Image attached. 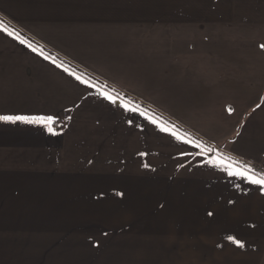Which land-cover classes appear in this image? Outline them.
<instances>
[{"label":"crops","instance_id":"0c3cea01","mask_svg":"<svg viewBox=\"0 0 264 264\" xmlns=\"http://www.w3.org/2000/svg\"><path fill=\"white\" fill-rule=\"evenodd\" d=\"M0 22L264 169V0H0ZM40 51L0 30V115L58 123L0 122V264L264 263L258 186Z\"/></svg>","mask_w":264,"mask_h":264},{"label":"snow or ice","instance_id":"6c2138e0","mask_svg":"<svg viewBox=\"0 0 264 264\" xmlns=\"http://www.w3.org/2000/svg\"><path fill=\"white\" fill-rule=\"evenodd\" d=\"M0 30L6 32L9 36H14L16 39H20L21 43L28 44L29 47H32L27 41L20 38L18 33H15L14 30H9L7 25H4L0 22ZM260 47L264 49V44H261ZM33 51H37L36 48H32ZM41 55H44L43 51H40ZM45 59H50V57L45 56ZM52 63H56L55 58H51ZM58 67H63V65H57ZM64 71L68 72L69 69L64 67ZM70 75L74 76L77 81L86 85L89 88H95L96 85L92 83L89 79L83 78L81 75L76 74L75 72H70ZM100 95L107 101L112 104H116L117 102L121 103L123 108L126 111L136 112L140 111L141 115H145L146 119H148L152 124L156 125L160 131L164 133H168L176 140L181 141L182 143L190 144L193 147L200 149L196 155L199 156H210L208 159V163L215 168H220L222 171L226 172L228 176L237 177L241 180L246 181L248 184L258 186V190L264 192V169L257 170L253 165L241 162L238 159H233L231 156H225L222 153L217 152V150L213 147L207 146L206 144L195 140L194 138L188 136L187 134H181L176 129L175 125L169 126L166 122H161L156 119L153 115H148L146 111H141L139 105H133L130 101H125L118 94H113V92L99 90ZM259 107V105H257ZM228 112L231 114L233 109L229 107ZM71 119V117H69ZM0 122L12 123L15 124L17 122L27 123V124H38L42 125L50 133L56 134L55 125L57 123V118L53 115L46 116H27V115H0ZM130 123V121H129ZM141 155H147V153H141ZM148 167V165H145ZM122 195V194H121ZM213 213L208 212V215L211 216ZM227 239L232 241L235 245L240 248H243L244 243L237 239L235 236H228Z\"/></svg>","mask_w":264,"mask_h":264},{"label":"trees","instance_id":"16d2710c","mask_svg":"<svg viewBox=\"0 0 264 264\" xmlns=\"http://www.w3.org/2000/svg\"><path fill=\"white\" fill-rule=\"evenodd\" d=\"M19 36L27 41L29 44L37 47L38 49L42 50L43 53H45L46 55H48L49 57L51 58H55V60L57 62H59L61 65L67 67L69 70L75 72L76 74L78 75H81L83 78L85 79H89L92 83H94L96 86L104 89L105 91H110V92H113V94H118L120 97H122L125 101H130L133 105H139V108L141 111H146L147 114L149 115H153L156 119H158L159 121L161 122H166L169 126L171 125H175L176 129L178 130L179 133L181 134H187L188 136L194 138L195 140H198L204 144H206L207 146H210V147H213L211 146L210 144H208V142H206L204 139L200 138L199 136H197L196 134H194L193 132H191L190 130H188L187 128H185L184 126L178 124L177 122L171 120L168 116L164 115L163 113L153 109L152 107L148 106L147 104H143L141 102H139L138 100H136L135 98H132V96H130L129 94L127 93H123V92H120L119 90H117L116 88L100 81V80H97L93 77H91L90 75H88L87 73H85L84 71L76 68L75 66H73L72 64L70 63H67L63 60H61L58 56L48 52L47 50L39 47L35 42H33L32 40L30 39H27L25 38V36H23L22 34ZM58 123H56L57 125ZM60 130L63 129V125L61 124L59 127H58ZM214 148V147H213ZM200 151V149H199ZM218 152V151H217ZM220 153V152H219ZM242 162V161H241ZM254 167L259 171L263 168H260L258 166H255Z\"/></svg>","mask_w":264,"mask_h":264},{"label":"rangeland","instance_id":"374dc122","mask_svg":"<svg viewBox=\"0 0 264 264\" xmlns=\"http://www.w3.org/2000/svg\"><path fill=\"white\" fill-rule=\"evenodd\" d=\"M264 264V263H263Z\"/></svg>","mask_w":264,"mask_h":264}]
</instances>
